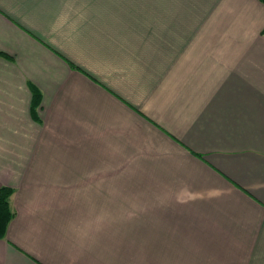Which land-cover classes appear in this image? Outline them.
Listing matches in <instances>:
<instances>
[{"label": "crops", "instance_id": "1", "mask_svg": "<svg viewBox=\"0 0 264 264\" xmlns=\"http://www.w3.org/2000/svg\"><path fill=\"white\" fill-rule=\"evenodd\" d=\"M260 0H0V264H264Z\"/></svg>", "mask_w": 264, "mask_h": 264}, {"label": "trees", "instance_id": "2", "mask_svg": "<svg viewBox=\"0 0 264 264\" xmlns=\"http://www.w3.org/2000/svg\"><path fill=\"white\" fill-rule=\"evenodd\" d=\"M260 2L264 4V0H260ZM13 192L14 190L7 186L0 189V239L6 236L8 225L15 215L10 205Z\"/></svg>", "mask_w": 264, "mask_h": 264}]
</instances>
